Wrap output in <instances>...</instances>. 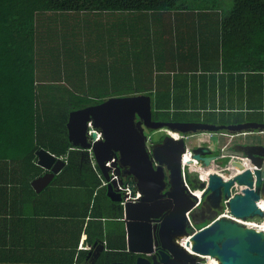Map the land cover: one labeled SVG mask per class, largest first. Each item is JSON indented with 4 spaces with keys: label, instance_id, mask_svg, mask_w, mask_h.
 Instances as JSON below:
<instances>
[{
    "label": "trees",
    "instance_id": "16d2710c",
    "mask_svg": "<svg viewBox=\"0 0 264 264\" xmlns=\"http://www.w3.org/2000/svg\"><path fill=\"white\" fill-rule=\"evenodd\" d=\"M195 10L223 12L219 23L221 52L227 57L229 49H238L243 44L248 64L237 67L238 74L232 78L238 93H229L230 98L209 99L206 105L193 97L172 95V87L156 89L153 94L149 91L154 87L152 82L141 87L136 81V77L146 80L149 76L133 75L136 69L127 64L136 62V42L142 35L136 24H147L153 34L159 16L160 29L170 38L164 45L170 47L179 34L173 36L171 24L165 21H177L179 12ZM170 13L175 14L164 16ZM113 41L122 45L123 51L114 53L107 45ZM121 52L126 63L124 84L114 80L113 91H102L100 80L110 75L111 67L101 62L112 63L110 60L120 58ZM221 58L224 62L225 58ZM261 64L264 67V0H0V264H90L88 252L78 251L81 231L76 237L69 232L62 234L64 244H60L54 257L40 247V241L12 243V232L20 229L12 224L23 217L36 219L33 210L37 208L35 199L39 194L32 182L50 172L38 164L36 154L40 150L65 161L61 172L40 194L60 193L58 198L66 212H58L56 217L62 223L68 219L73 226L84 224L88 217L108 220L105 223L108 252L95 264H135L136 255L127 252L125 223L120 221L121 205L107 198L98 177L99 169L91 164L88 154L69 143V114L113 96L144 94L151 99L154 122L202 123L188 118L186 111L193 108L195 112L236 111L237 125L249 121L264 123ZM221 67L225 73L231 71L227 64ZM225 79L229 81L228 77ZM228 81L220 84V92ZM207 123L232 124L213 120ZM68 188L77 189L83 202L66 200L63 196ZM20 200L31 203L30 208L16 214L12 204ZM77 208L78 212L83 210L78 216L79 223ZM210 223H202L197 229ZM55 224L58 222L52 219L50 225ZM35 228L42 229L38 219Z\"/></svg>",
    "mask_w": 264,
    "mask_h": 264
},
{
    "label": "water",
    "instance_id": "95a60500",
    "mask_svg": "<svg viewBox=\"0 0 264 264\" xmlns=\"http://www.w3.org/2000/svg\"><path fill=\"white\" fill-rule=\"evenodd\" d=\"M89 124L93 131L102 135V141L94 145L88 137L91 131ZM145 130L170 131L183 136L223 132L243 134L256 130L264 132V124L249 122L236 126H215L154 122L151 99L147 95L110 98L69 114V143L84 152L93 150L95 164L109 183L106 187L108 195L114 202L121 201L126 195L117 188L118 185H125L130 196L135 197L125 200L122 205L127 251L140 255L135 264H207L209 259L217 264H264V230L257 226L221 217L196 233L188 232L187 214L193 213L198 197L190 191L184 179L183 159L187 153V142L167 136L149 152ZM96 139L97 135L93 133L92 142ZM36 155L38 164L50 171L32 183L34 190L41 193L62 170L65 162L44 150L38 151ZM192 158L204 168L221 159L208 147L194 150ZM249 158L258 168L264 164V156ZM249 158H240L222 168L224 176L229 177L228 181L213 173L208 183L201 182L199 185L200 189H208L212 193L215 202H220L221 198L231 197V188L237 182L244 191L231 198L230 212L241 220L263 216L255 202L264 198V173L252 167ZM113 160L112 172L119 177V182L111 180L110 169L106 168V164ZM192 164L190 162V168ZM231 174L234 180L230 179ZM123 175L128 177L125 182ZM137 193L140 195L137 196ZM152 223L156 224L154 232H151ZM183 239H187L186 246L191 252L181 245ZM157 250L160 258L155 257L150 261L147 257L154 255Z\"/></svg>",
    "mask_w": 264,
    "mask_h": 264
},
{
    "label": "crops",
    "instance_id": "0c3cea01",
    "mask_svg": "<svg viewBox=\"0 0 264 264\" xmlns=\"http://www.w3.org/2000/svg\"><path fill=\"white\" fill-rule=\"evenodd\" d=\"M173 14L175 13H170L169 15H164V16L167 17L173 16ZM179 14L181 15H179L177 21H165V24H171L172 29L169 28V30L173 32L172 33L173 36H175L176 33L179 34L178 40H175L174 44H170L171 45L170 47L164 45V43H167V41H169L170 38H168L169 35L164 34L163 28L160 29L158 23L159 16H156L157 19L156 31H153L154 32L153 34L150 28L149 30L146 28L147 24L144 23H142L141 25H139V23L136 24V27H138L137 30L140 28L142 35L138 37V42H136V62H134L131 65L132 68L136 69V71L135 70L133 71V75L143 74L149 76V79L146 80L137 79L136 77V81L138 82V84L141 87H144L152 82L154 87L152 90L149 91H151L153 94L155 93L156 89L164 90L172 87L174 88L171 91L172 95L179 98L193 97L195 99H199L201 103H205L204 105L208 104L209 99H220L226 97L230 98L231 94L229 95V93L231 92L238 93V89L235 88L234 84L232 83V78L236 77L238 74V72L236 71L237 67L248 66V64L244 54L245 51L243 44H240L242 47L238 49H235L233 47L229 49L227 57L226 55L223 54V51L221 52L220 40H219V36H220L219 23H220V17L223 15V12L209 11V10L206 11L195 10V11L179 12ZM174 25L176 26L175 28ZM146 31H148V33H146ZM137 36H138V31L136 32V37ZM107 45L114 53L118 52L119 49L123 51V46L118 45V43L114 41L112 44H107ZM87 50H88V42L85 51L87 52ZM222 56L225 58L224 62L223 59L221 58ZM123 57L124 54L123 52H121L120 58L118 57L110 60V62L112 63H108L105 60L101 62V64H106L107 66L111 67L110 68L111 73L109 70L110 75L104 76V79L100 80L102 81V91H107V90L113 91L114 80L119 81L118 84L123 86L125 66H126ZM108 58L109 57H107V59ZM223 63L227 64L230 67L231 71L229 73L228 72L225 73L223 71L221 67ZM92 64H94L93 61ZM95 65L97 64L95 63ZM102 67H106V66H102ZM261 67L264 68L262 64ZM229 75H231V77ZM224 77L225 78L228 77L229 81ZM140 80L142 84L140 83ZM227 81H228V85H226L225 88H223L222 86V91L220 92L219 91L220 84ZM157 93L161 94L164 92H157ZM113 97L119 98L118 96H113ZM233 97H236V95ZM219 110L220 109H216V110L209 109L208 111L219 112ZM222 112H227V114H230L229 111H222ZM222 112L216 113V115H212L213 119L211 120H214V122L218 124H220L221 122L232 123L231 125H218V126L237 125L234 124L235 121L237 120L236 119L238 116L237 114H231L233 115V118H230L231 115L227 116V118L229 119L228 122L218 120L217 119L218 116L224 114ZM202 118H206V116H204L203 114ZM249 122L258 123L252 121ZM249 122H245V123H249ZM186 124H190V123H186ZM259 124H264V123H259ZM163 132L167 133L170 131H161L157 133H163ZM180 137L181 138H178V141L182 139H185L186 142H189L191 139L197 140L198 143L197 148L199 149L208 147L209 149L212 150V147L217 146L219 152L218 154H215V156L217 155L219 158H221L220 160H227V162L230 163V165L232 162V158H231L232 155H237V156L241 155V156H245L246 158L249 157L255 158L256 156H261V157L264 156L262 155L264 154V133L261 130H256L254 132L248 131L243 134L231 133V132L229 133L223 132L212 135L199 134L197 136H183L180 134ZM214 137L219 138L218 142L211 141L213 140ZM239 137H246V139L242 141H238L236 145H232V142H235V140ZM225 138H228L229 141L223 143L222 141ZM246 140L248 143L242 144L245 143ZM89 141L92 142L91 137H89ZM149 143L150 142L147 141L146 147ZM155 145H157V143H154V145L149 147L148 151L151 152L153 146ZM224 147L228 148L229 150L228 154L231 157H225V158L222 157L223 156L222 149ZM187 150L194 151L189 146H187ZM81 152L88 154V156L91 155L92 164L96 163L94 160L93 151L90 152L89 150H87L85 152L84 151ZM263 160L264 158L262 159V161ZM227 164L223 165L221 163V167H220L219 166L220 163L218 161L216 163H212V166H210L209 168H204L200 163H198L197 166L193 165L191 167V170L195 171L197 175L199 174L201 169L202 170L209 169L207 170L209 171V173L210 172L216 173V170L221 172L222 168L225 167ZM252 165H254L253 162L251 166ZM262 167L264 168V164L262 165ZM48 173L50 172H47L46 174ZM97 173H98V177L101 179L102 182L101 187L105 188V193L107 198L111 200L113 203H119V202H114L112 197L108 195V192L106 191L107 186H103L106 180L104 179L101 171L99 170ZM222 173L223 175H225V172ZM109 175H112V170H110ZM196 178H198V176ZM262 179L264 182V174ZM197 188L200 189L199 187ZM41 193H37L39 194V196L37 197V199H35L37 202L36 203L37 208L33 210V213L36 214L35 221L29 218L24 219L25 217H23L22 221L19 222L15 221L12 224V226L20 227V229L17 232H12L13 245L20 243L34 242L35 240H37L40 241V247L41 248L44 247L45 250L48 252V255L50 257H54L55 254L60 249V244H64L65 238H61L62 234L69 232L70 235H74L76 237L79 236V233L81 231L78 251L88 252L87 253L88 259H93V258L96 260L101 259V257L106 252H108V245H107L106 233H105L106 230L105 223L108 221L107 219L93 220L88 217V219L84 224H80L78 220V216L83 214V210L81 208L78 212V208L80 205L79 204L77 208L78 213L76 215V219L80 226L79 225L73 226V224L68 223V219L66 218L64 220V223H62L63 222L62 219L56 217L58 212H66L65 206L60 204V199L58 198V195H60V193L58 191H51V192H44L43 195H40ZM63 197L69 202H73V203L76 201H79V203L83 202L81 195L77 192V189L75 188H68L67 195ZM30 204L31 203H26L23 200H20L15 205L12 204V208L16 214H22L25 212L27 207L30 208ZM30 210L32 212V209ZM39 215L42 216L41 219H39ZM37 219L39 225L42 226V229L40 230H36L35 228V223ZM52 219L56 220L58 224H55V226H51L50 221ZM120 221H123L125 223L123 219V213L122 216L120 217ZM100 223H103L104 225L101 226ZM43 225H44V229H43ZM125 228H126V224H125ZM89 234H92V236H90ZM76 263L77 262H75L74 264ZM117 263H121V262H117Z\"/></svg>",
    "mask_w": 264,
    "mask_h": 264
},
{
    "label": "rangeland",
    "instance_id": "374dc122",
    "mask_svg": "<svg viewBox=\"0 0 264 264\" xmlns=\"http://www.w3.org/2000/svg\"><path fill=\"white\" fill-rule=\"evenodd\" d=\"M226 1H228V0H226ZM227 5H230V4H227ZM129 65H132V64L130 63ZM125 70H126V68H125ZM132 70H134V69H132ZM208 110H200L199 112H195L196 109L190 108V110L189 111H186V112H187L188 118L190 120H192V121H194V120H198V121L201 120L202 123H204V124H208L207 123L208 120L209 121H212L211 120V119H213V116L212 115H216V113L222 112L220 110H219V112H217V111L211 112V111H208ZM222 113H224V114L219 115L217 119L220 120V121H227L228 122L229 119L227 118V116H230L231 114H236L237 112L236 111H232V112H229L230 114H227V112H222ZM203 114H204V116H206V118H202V115ZM199 116H200V118H199ZM230 118H233V115H231ZM88 128H89V130L91 129V127H88ZM90 132L91 131L88 132V137H90L89 136V133ZM145 135L148 137L149 142H150V145H148L147 148H149L150 146L154 145V143H158L159 141H161L162 139H164L167 136H171L175 140H177L175 135H178L179 136V134L178 133H175V132H167V133H165V132H163V133H157V132H155L154 133V132H150V131H145ZM218 139H219L218 137H214L213 140H211V141L212 142H214V141L215 142H218ZM244 139H246V137H239V138H237L235 140V142H232V145H236V143L238 141H242ZM227 141H229V139L228 138H225L222 142L225 143ZM247 143L248 142L246 140L245 143H242V144H247ZM242 144H239V145H242ZM187 146H189L191 149L195 150L198 147L197 140H194V139L192 140L191 139L189 142H187ZM214 147H212V151H214V154H218L219 150H218L217 146H214ZM88 157H89V160H90V162L92 164L91 155H89ZM183 161H184V159H183ZM219 163H222L223 165H225L228 162H227V160H219ZM112 165H113V163H112ZM93 166L95 167L96 164L94 163ZM183 166H184V163H183ZM106 168H107V166H106ZM207 168H209V167H207ZM205 170H207V169H205ZM187 172H189V179H188L189 184L192 185V189L193 190H197V187L196 186L199 187L200 184L198 182V178H196L197 177L196 172L195 171H192L191 168L190 169H187ZM200 172H203V170L201 169ZM208 197H210V196H208ZM223 200L224 199H222V198L220 199V204L217 205V207L215 206L213 208V212L211 214L199 216V218H194V213L196 212V210H195V212L191 213L190 214V221L192 222L193 226H195L196 228H198V225H200L202 223L205 224V222L206 223L207 222H212L213 220L217 219L219 216L225 214L226 207H225V205L223 203ZM202 206H200V208ZM242 221H244L245 223H254L255 225L259 226V225H262L263 219H262V217H253V218H249V219H243ZM261 227L264 228V225H262ZM188 231H189V233L191 232L190 230H188Z\"/></svg>",
    "mask_w": 264,
    "mask_h": 264
},
{
    "label": "built area",
    "instance_id": "2783aa9c",
    "mask_svg": "<svg viewBox=\"0 0 264 264\" xmlns=\"http://www.w3.org/2000/svg\"><path fill=\"white\" fill-rule=\"evenodd\" d=\"M89 127H91V132L89 133V136H91L93 133H96V135H97V139L95 140L94 143H98V142H100V141L102 140V136H101V134H99V133L96 132V131H93L91 124H89ZM263 133H264V132H263ZM175 136H176V139H177V140H178V138H181L180 135H179V136H178V135H175ZM147 141H149L148 137H147ZM146 144H147V143H146ZM148 145H150V143H149ZM148 145H147V146H148ZM147 149H149V148H147ZM89 151L91 152L92 150H89ZM228 151H229L228 148H227V147H224V148L222 149V154H223L222 157H224V158H225V157H231V156L228 154ZM192 156H193V151H192V150H187V153H186V155L184 156V161H183V163H184V178H185V181H186L187 187L190 189V191H191L192 193H194V195H195V193H197V192L201 193V195H202V198H201V199L198 198V202H196V207H197L199 204H202V202H203V200H204V197H205V195H206L207 189H204V190H200V189L193 190V189L191 188V186L188 184V172H187V169L190 167V162H193V164L191 165V167H192L193 165L197 166L198 163H199L197 160H193ZM248 157H249V156H248ZM231 158H232V162H234V161L239 160L240 158H246V157H245V156H241V155H240V156L232 155ZM232 162H231V163H232ZM112 163H114V161H112L111 163H108L106 166H107L108 168L111 169V168H112ZM263 163H264V160H263ZM252 167H254L255 169H258L259 171H261L262 174L264 173V168H263V167L258 168L256 165H252ZM112 171H114V169H113ZM216 173H217L218 175L223 176L225 181H228V180H229V177H225V176L223 175L222 170H221V172L218 171V170H216ZM211 174H213V173H211V172H210V173H209V172H207V173L199 172V174L197 175V176H198V180H199L200 182L208 183V181H209V176H210ZM230 179H233V180L235 179V177L233 176V174H231ZM111 180H112V181H115V182H116V181L119 182V177H118L114 172H112V178H111ZM255 182H256V180H255ZM106 184H107V183H105V185H106ZM254 189H255V186H254ZM118 190H120V191L123 193V195H126V197H125V198L123 199V201L121 202L122 204L124 203L125 200H129V199L133 200V199H135V197H131V196H130V192H129L127 186H124V185H123V186H120V185H118ZM243 191H244L243 188H241L240 186H238V185H237V182H234V185H233L232 188H231V197H230V198H224V200H223V203H224V205H225V207H226L225 214L219 216L218 218L226 217V218H228V219L236 220V221H239V222L244 223V224H247V225L257 226V225H255L254 223H245L244 221H242V220H240V219H237V218L233 217V215H232L231 212H230V201H231V198L235 197L236 195L243 194ZM139 195H140V194L137 193V196H139ZM197 197H198V196H197ZM255 205H256L257 209L261 210V212H262V214H263V216H262V219H263L262 225H263V224H264V198H259V199L255 202ZM190 214H191V213H188V214H187V216H188V225H189V227L191 226V228H192V232H193V233H196V232L198 231V229H197L195 226H193L192 222L190 221ZM262 225H259V227H261ZM76 264H80V263H76Z\"/></svg>",
    "mask_w": 264,
    "mask_h": 264
},
{
    "label": "flooded vegetation",
    "instance_id": "af4514ba",
    "mask_svg": "<svg viewBox=\"0 0 264 264\" xmlns=\"http://www.w3.org/2000/svg\"><path fill=\"white\" fill-rule=\"evenodd\" d=\"M151 147V146H150ZM215 155V154H214ZM217 156V155H216ZM122 172H124V171H122ZM126 172V171H125ZM124 172V173H125ZM123 177L124 178H126V179H128V177H125L124 175H123ZM212 193L211 192H207L206 193V195H205V198H204V200H203V202H202V204H199L198 205V207L196 208V212L194 213V218H199V216H203V215H207V214H211L212 212H213V208L215 207V206H217V205H219L220 204V202H215L214 200H213V198H212ZM208 196H210V197H208ZM203 205V206H202ZM200 206H202L201 208H200ZM156 224L155 223H152V227H151V232L153 231L154 232V226H155ZM159 227V226H158ZM189 229H191L192 230V228L191 227H189V225H188V230ZM157 232H158V229H157ZM189 232V231H188ZM154 246H155V241H154ZM140 257V255H138V254H136V261H137V259ZM145 257H147V256H145ZM157 258V259H159L160 258V253H159V250H157L155 253H154V255H152V256H150V257H147L150 261H152L154 258ZM87 260H88V263H90V264H95L97 261H99L100 259H88L87 258ZM204 262H206V261H204Z\"/></svg>",
    "mask_w": 264,
    "mask_h": 264
},
{
    "label": "bare ground",
    "instance_id": "6f19581e",
    "mask_svg": "<svg viewBox=\"0 0 264 264\" xmlns=\"http://www.w3.org/2000/svg\"><path fill=\"white\" fill-rule=\"evenodd\" d=\"M193 169H194V168H193ZM207 170H209V169H207ZM207 172H209V171H207ZM207 172H206V173H207ZM195 195L198 196L199 199L202 198V195H201V193H199V192L195 193ZM263 225H264V224H263ZM257 227H259V226H257ZM259 228H261V229L264 230L263 227H259ZM186 241H187V239H183L182 241H180V243H181V245H183L188 251L191 252L190 248H188V247L186 246ZM84 248H86V247H84ZM207 264H217V262L214 261V260H212V259H209Z\"/></svg>",
    "mask_w": 264,
    "mask_h": 264
},
{
    "label": "clouds",
    "instance_id": "9594fccd",
    "mask_svg": "<svg viewBox=\"0 0 264 264\" xmlns=\"http://www.w3.org/2000/svg\"><path fill=\"white\" fill-rule=\"evenodd\" d=\"M89 127V126H88ZM97 132V131H96ZM99 134H101L100 132H98ZM180 135V134H179ZM102 136V135H101ZM91 137V136H90ZM147 138V137H146ZM102 141V140H101ZM95 142V141H94ZM94 142H90L92 145H94L95 143ZM99 143V142H98ZM92 150V149H91ZM93 151V150H92ZM108 169H110V168H108ZM188 169H190V167L188 168ZM110 170H113V168H111ZM207 172V170H203V173H206ZM188 174H189V172H188ZM185 179V178H184ZM189 179V178H188ZM125 180H126V178L124 179V182H125ZM198 182L199 183H201L199 180H198ZM105 183H107L106 185H105ZM104 184H103V186H107L109 183L108 182H105ZM118 184V183H117ZM188 184H189V182H188ZM190 185V184H189ZM191 186V188H192V185H190ZM118 189V188H117ZM198 189V188H197ZM200 190H204V189H200ZM207 192H208V189H207ZM206 192V193H207ZM123 194V193H122ZM205 198V197H204ZM124 199V198H123ZM123 199L121 200V201H119V203L121 204V206L123 205L121 202L123 201ZM198 207V206H197ZM197 207H195V209L193 210V212H195V210H196V208ZM202 229V228H201ZM200 229H198V231H199ZM190 234H193V232L192 233H190Z\"/></svg>",
    "mask_w": 264,
    "mask_h": 264
}]
</instances>
